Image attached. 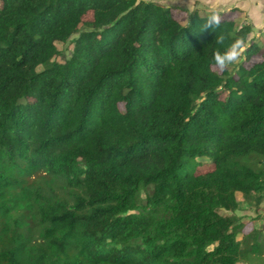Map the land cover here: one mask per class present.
<instances>
[{"label":"trees","instance_id":"trees-1","mask_svg":"<svg viewBox=\"0 0 264 264\" xmlns=\"http://www.w3.org/2000/svg\"><path fill=\"white\" fill-rule=\"evenodd\" d=\"M233 17L0 0V264L261 256L237 211L264 199V58ZM238 41L245 60L218 71Z\"/></svg>","mask_w":264,"mask_h":264},{"label":"rangeland","instance_id":"rangeland-1","mask_svg":"<svg viewBox=\"0 0 264 264\" xmlns=\"http://www.w3.org/2000/svg\"><path fill=\"white\" fill-rule=\"evenodd\" d=\"M145 1H154L158 2L165 7H168L172 9L175 16H178L182 23H186L189 17V14L196 10L201 11L202 13H210L214 11L217 16L226 17L228 15L234 16L233 18L238 23V25H242L246 22L251 23V19L249 16L245 15L243 13V10H240L238 7H234L237 2L233 0L229 3V5H217L216 3L212 2V0H145ZM259 2L258 6L257 3ZM252 14L254 16L258 15L259 13H262L261 2L260 0H248V2H245ZM238 5V4H237ZM236 5V6H237ZM240 6V5H238ZM242 11V13H241ZM93 19V12H89L87 15H85V20L89 21ZM254 21L256 23L261 22V18L254 17ZM85 28V26H82ZM82 28V29H83ZM76 36V35H75ZM255 42L257 45H259V53L254 58L256 59H262L264 58V25L262 29L255 28L253 29V32L249 36V42ZM59 49L62 51V54L58 57V61L62 62L65 59L69 58L73 52L74 49V43L73 40L70 39L66 43H58ZM245 48H242L240 51V55L231 62H228V64L225 66L226 69L235 71L238 65L241 63L242 60H245V54H244ZM218 71H222L224 68H216ZM212 170V164L209 162H205L204 164L199 165L197 167V173H206L208 171ZM239 200L241 201L242 205L241 208L237 211V214L241 217V219L245 222V228L244 233L245 234H251L255 233V231L260 232L259 241L263 242V248H264V199L262 202L257 205L255 200L251 201H244V198L242 195H239ZM244 233H241L238 235V239L241 240L243 238ZM240 264H264V251L261 254V256H252L248 261H242Z\"/></svg>","mask_w":264,"mask_h":264},{"label":"crops","instance_id":"crops-1","mask_svg":"<svg viewBox=\"0 0 264 264\" xmlns=\"http://www.w3.org/2000/svg\"><path fill=\"white\" fill-rule=\"evenodd\" d=\"M233 0H212V2L216 3L217 5H229L230 2H232ZM237 2V6L235 5L234 7H238L240 8V10H243V13L247 16H249V18L251 19V24L254 26V29L257 27L259 29L263 28L264 25V0H260L261 4V9H262V13H259L258 15L254 16L250 10V8L248 6H246L247 4L245 2H248V0H235ZM233 3V2H232ZM259 2L257 3L258 6ZM242 13V11H241ZM254 17H260L261 18V22L256 23L254 21Z\"/></svg>","mask_w":264,"mask_h":264},{"label":"clouds","instance_id":"clouds-1","mask_svg":"<svg viewBox=\"0 0 264 264\" xmlns=\"http://www.w3.org/2000/svg\"><path fill=\"white\" fill-rule=\"evenodd\" d=\"M239 48L240 42L238 41L225 55L222 56L218 53L215 57L217 64L223 68L226 62L234 61L240 55V51H238Z\"/></svg>","mask_w":264,"mask_h":264}]
</instances>
